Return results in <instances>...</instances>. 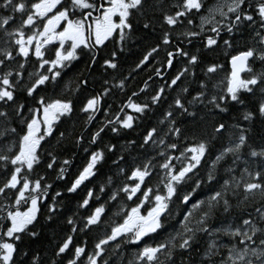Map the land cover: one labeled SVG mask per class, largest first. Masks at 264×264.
I'll use <instances>...</instances> for the list:
<instances>
[{
    "label": "snow or ice",
    "instance_id": "1",
    "mask_svg": "<svg viewBox=\"0 0 264 264\" xmlns=\"http://www.w3.org/2000/svg\"><path fill=\"white\" fill-rule=\"evenodd\" d=\"M0 9L9 11L0 15V40L4 45L0 47V169L6 174L0 183L3 198L0 200V264H16L17 242L23 234L38 235L30 229L37 225L41 205L50 199L49 192L53 188L48 177L34 175L43 162L42 143L53 136L61 118L70 117L75 110L73 99L63 94L45 97L41 92L49 85L58 86L65 70L80 59L79 53L84 50L91 53V71L101 59L100 53L110 43L117 45L102 58L99 67L105 75L109 70L118 71L119 56L137 27L155 31L157 12L162 30L159 42L143 54L136 68L147 66L163 51L164 59L157 61L160 67L154 66L153 71L158 77L165 75L163 69H175L174 73L149 102L133 99L150 87L145 81L144 87L132 92L115 113H111V105H107L106 119L90 141L96 144L106 128L117 134L134 130L140 117L165 99L166 89H178L159 120V125L165 127H151L142 137L140 147H149L156 155L143 159L127 171L120 168L124 182L108 190V201L123 200L135 206L129 208L121 204L116 215H122V222L97 237L89 253L87 240L76 244L74 237L104 226L108 210L105 204L91 207L93 199L100 197L94 189H89L78 204L79 209H86L89 214L78 218L74 213L66 219L70 230L55 255L62 257L70 253L67 264H109L106 253L110 246L114 245L113 250L119 249L125 237L137 245L145 237L152 238V234L164 228L163 221L172 215L175 200H180L190 207L186 208L179 230L159 242L145 243L127 264H176L173 257L177 250H191L199 234L208 237L201 264H264V146L253 147L249 143L250 129L240 123L217 120L210 137L193 134L191 142L185 129L177 126V117L195 119L198 116V111H190V108L211 105L218 113H228L229 104L247 108L242 99L245 94L258 95L256 110L243 111L237 119L242 117L243 121L251 122L257 115L264 118V67L260 70L254 67L257 61L264 65V0H212L211 3L209 0H171L170 3L164 0L160 4L153 0H2ZM244 26L252 28V43L235 49L234 40L223 39L222 34L231 36ZM178 28L183 30L177 31ZM195 40L203 44V49L190 51L182 46L192 45ZM221 40L225 55L229 50L235 51L230 55L227 70L224 64L204 60L203 53L215 51ZM30 57L36 60L35 70L26 74ZM198 69L203 79L198 78ZM223 71L227 75L214 81L213 77ZM127 79L124 77L118 82L106 79L100 92L85 96L79 110L87 114L86 123L96 119L113 89L126 88ZM88 83L81 77L74 88L72 81L67 82L64 91L78 93ZM192 83L196 84L195 95H192ZM21 93L35 100L36 106L27 108V115L25 104L19 100ZM109 113L111 119L107 118ZM59 136L62 139L64 133ZM181 139L186 142L182 148ZM225 139L227 142L211 161L206 179H201L199 170L209 154L211 142ZM83 140L81 135L77 143ZM129 143L136 144L135 141ZM116 147L109 144L106 149L91 152L67 192L75 193L82 185L86 186L104 161L105 151L115 152ZM123 159L121 155L119 160ZM228 160L230 164L218 180L217 170ZM114 163L119 167V161ZM62 164L56 180L65 179L71 161L63 160ZM56 165V155L49 152L47 169L53 170ZM154 177L157 183L152 184ZM205 183H216L218 187L211 188L204 199L193 202ZM106 184H114L112 177L107 178ZM188 186L190 190L184 191ZM105 191V185H101L99 192ZM62 195L56 191L51 203L46 205L49 220L57 213L60 204L57 197ZM234 212L238 215L233 216ZM32 264H39V257H35Z\"/></svg>",
    "mask_w": 264,
    "mask_h": 264
},
{
    "label": "trees",
    "instance_id": "2",
    "mask_svg": "<svg viewBox=\"0 0 264 264\" xmlns=\"http://www.w3.org/2000/svg\"><path fill=\"white\" fill-rule=\"evenodd\" d=\"M0 2H2V0H0ZM153 2L160 4L164 2V0H153ZM170 2L171 0H168V3ZM209 2L211 3L212 0H209ZM6 14H9L8 10L0 9V15ZM155 19L157 21L155 25V31H147L142 27H137L132 40L127 43L124 52H122L119 56L120 67L118 71L109 70L108 74L105 75L102 73V70L99 67V63L102 61V58L106 56L113 47L117 46L113 43H110L108 48H105L100 53L101 59L98 60L97 65L92 68L93 70L91 69V71H89V62L91 56L82 51L80 52V59L74 61L71 68L65 70L63 79L60 81L59 85H49L43 92H41V95H44L45 97H59L61 94H63L64 96L73 99L75 110L70 117H62L53 136L48 137L46 141L42 143L43 162L36 169L34 175H44L48 177V182L53 184V188L49 192L50 199L44 201L41 205V214L38 218L37 225L30 229L31 231L37 232L38 235L33 237L25 233L22 235L21 240L17 242L16 264H32L35 257H39V264H52L53 261H56L57 264H67V260L71 258V254L68 253L62 257H57L55 252L58 248V245L69 233L70 226L66 223V219L70 216H73L74 213L77 214L78 218L86 217L89 214L88 210L78 208V204L86 196L89 189H94L96 195L100 197L99 200L93 199L91 207L94 208L100 204H105L106 208L108 209L106 212L107 220L104 226L94 229L89 233H77L74 237V243L76 244H82L83 241L87 240L89 253H91L94 243L97 241V237H102L111 226L122 222V215H116V213L120 210L121 204H125L129 208L135 206L132 202H126L123 200L119 203L115 201H108V190L109 188L124 182L125 177L119 174L120 168H124L127 171L134 165L139 164L143 159L156 155V152L151 148L140 147L142 143V137L151 127H165L164 125H159V120L163 118V114L168 109V106L172 102V98L176 95L178 89H166L165 99H163L159 105L153 106L151 111L141 116L137 121L134 130H123L117 134L106 128L96 144L92 145L90 141L92 134L98 130L102 122H104L106 119L105 113L108 112L107 105H111V113H115L121 103L127 102V97L131 96L132 92H139V89L144 87L145 81L148 82L150 87L146 90V92L140 93L138 98L134 97L133 99H136L137 102H149L151 96L155 94L156 90L161 86H165V80L168 79V76L174 73L175 69H163L165 75L162 77L155 75L153 67H160V65L157 64V61L164 59L163 51H161L159 56L153 59L147 66L141 69L136 68V65L142 59L143 54L149 50L150 47L155 46V44L159 42L162 32L158 22L160 19L159 12L156 13ZM182 30L183 29H177V31ZM252 34V28L249 26H244L239 32H234L231 36L229 34L223 33L222 37L223 39H233L235 49H243L246 44L252 43ZM3 46V41L0 40V47ZM182 46L187 47V49L190 51H195L197 48L203 49V44L199 40L193 41L192 45L185 44ZM233 54H235V51L229 50L228 55H225V48L222 40L220 47L215 51H205L203 53L205 63L224 64L226 70L229 69L228 61L230 59V55ZM35 65L36 63L33 62V60H30L29 64L26 65V74L27 72L34 71L33 69H35ZM176 67L178 68L179 64H177ZM201 67H203V65H201ZM197 72L198 78L203 79V73L200 72L199 69ZM226 75V71L220 72L218 75L213 77V80L216 81L223 79ZM81 77L88 80L89 83L87 87L82 88L78 93L64 91V85L67 82L72 81V86L74 88L76 82L81 79ZM114 77L116 78L115 80H113ZM124 77L128 78L126 81V88L123 91L113 89V93L105 99V107L97 114L96 119L91 123H86L87 114L79 110L81 107V101L85 98V96L100 92L102 90L103 81L106 79L113 80V82H118L119 79ZM149 77H151V79H149ZM195 90L196 84L192 83V95H195ZM187 98L191 99V96H188ZM258 98V95L253 97L251 95L245 94L242 96V99L245 101L247 108L241 105L229 104L228 113H218L217 111L212 110L211 105H208L207 107L199 106L198 109L190 108V111H198V116L195 119L188 116L177 117V126L185 129L186 134L189 136L188 142H191V137L193 134H195L197 137H210L212 133V125L217 120L226 122L227 124L240 123L242 127L250 129L248 132L250 137L249 143L253 147L259 149L260 146H264V118L257 115L251 122L243 121L242 117L237 119L239 113L243 111H255ZM19 100L26 106V115L27 108L36 106L35 100L31 97H27L23 93L19 95ZM111 113H109L107 118H112ZM201 117L203 119H201ZM61 132L64 133V137L62 139L59 136ZM81 135H83L84 140L81 143H77ZM11 139H15V137H11ZM172 140H174V138H170V141ZM130 141H135V146L130 145ZM226 142V139L213 140L211 142L209 154L205 161L202 162V167L199 170V176L201 179H206L207 172L210 169L211 161L215 159V156L218 154L221 145ZM179 143L182 148L185 146L186 142L181 139ZM109 144H115L117 146L116 151H105V159L100 165L97 166L96 175L92 177L89 182H86V186L82 185L81 188L77 190V192L68 193L67 188L70 187L72 181L78 175L79 171L82 170L83 166L86 165L90 153L102 148L106 149V146ZM86 148L91 151L86 152ZM49 152L55 154L57 157V165L53 170L47 169L46 167ZM176 154L178 155V153ZM121 155L124 157L123 160H119ZM63 160H70L71 164L67 167L65 179L56 180L59 167L63 166ZM159 160L160 158L157 157V161ZM114 161H119V167L116 163H114ZM256 163H258V161H256ZM229 164L230 160L227 162H222L221 167L217 170L218 180L224 175L223 169L228 167ZM5 177V172L0 169V183L4 181ZM108 177H112L114 182L113 185L106 184ZM151 183H157V179L154 177ZM101 185H105L106 188V191L103 194L99 192ZM216 187H218L216 183L211 185L205 183L203 187L197 191V195L193 202H195L197 199H204L210 194V189ZM188 190H190V186L184 189V191ZM56 191L62 192L63 195L61 197H57V200L60 201L59 209L53 218L49 220L47 218L48 213L46 205L51 203V197L54 196ZM2 199L3 198L0 197V200ZM180 203V200H175L172 208L175 205H179ZM185 212L186 210L181 216L178 217L177 220V213L175 210H172V215L163 221L164 228L158 234H152V238H150V240L156 242L157 240H160V235H167L168 231L170 230L168 225L170 222H172V219L177 220L176 226L174 227L179 228L180 224L183 222V215ZM236 215H238V213L234 212L233 216ZM125 238L126 239L120 241L119 249L113 250L114 245L109 247L108 252L106 253V258L109 259V264H127L128 261L126 260L130 258L132 259L134 257L136 247L134 245H126L128 239L127 237ZM207 241L208 237L204 234H201L199 238H197L196 243L193 245L191 250L184 251L178 249L173 258L179 260L180 264H201L202 253L206 247ZM186 252L190 254L185 255ZM198 253H201V256H198ZM184 259L188 260L185 261Z\"/></svg>",
    "mask_w": 264,
    "mask_h": 264
},
{
    "label": "bare ground",
    "instance_id": "3",
    "mask_svg": "<svg viewBox=\"0 0 264 264\" xmlns=\"http://www.w3.org/2000/svg\"><path fill=\"white\" fill-rule=\"evenodd\" d=\"M161 32V31H160ZM32 65V64H31ZM27 68V67H26ZM33 70H35V69H33ZM93 70V69H92ZM98 114V113H97ZM91 125V124H90ZM89 125V126H90ZM88 126V127H89ZM92 145H94V144H92ZM87 149V151L86 152H89V151H91V150H88V148H86ZM211 164V163H210ZM146 207H147V205H146ZM187 207H190V205H188V206H185V205H183L182 203H180L179 205H175L173 208H172V210H175V212L177 213V220H178V217L179 216H181L182 215V213L186 210V208ZM143 210V209H142ZM177 220L176 219H172V222H170L169 223V225H168V227H169V231H168V233H167V235L168 234H172L174 231H177V229H179L178 227L177 228H175L174 226H176V222H177ZM166 231V230H165ZM167 235H160L161 237H160V240H162V239H164ZM201 234H199L198 235V237L197 238H199V236H200ZM124 239H126V238H124ZM159 240V241H160ZM158 240L156 241V242H159ZM156 242H153L152 240H150V238L149 237H145V239L143 240V241H141L140 242V244L139 245H137V244H132V243H130V242H126L127 244L126 245H128V246H130V245H134L135 247H136V251L134 252V255H135V253L140 249V248H142L144 245H145V243H147V244H153V243H156ZM188 254V252H186L185 253V255H187ZM190 254V253H189ZM188 254V255H189ZM198 256H201V253L199 254L198 253ZM131 259V258H130ZM130 259H127L126 261H129ZM174 259V258H173ZM175 260V262H176V264H180L179 263V260H176V259H174ZM185 261H187L188 259H184Z\"/></svg>",
    "mask_w": 264,
    "mask_h": 264
},
{
    "label": "rangeland",
    "instance_id": "4",
    "mask_svg": "<svg viewBox=\"0 0 264 264\" xmlns=\"http://www.w3.org/2000/svg\"><path fill=\"white\" fill-rule=\"evenodd\" d=\"M66 47H67V45H66ZM30 59H33V60L35 61V58H33V57H30ZM254 67L256 68V70H260L261 67H264V65H261L260 62L257 61L256 64L254 65ZM21 210H22V209H21ZM23 210H25V208H24ZM23 210H22V211H23Z\"/></svg>",
    "mask_w": 264,
    "mask_h": 264
},
{
    "label": "flooded vegetation",
    "instance_id": "5",
    "mask_svg": "<svg viewBox=\"0 0 264 264\" xmlns=\"http://www.w3.org/2000/svg\"><path fill=\"white\" fill-rule=\"evenodd\" d=\"M254 35V33L252 34V36ZM49 47H51V46H49ZM84 52L87 54V55H90L91 56V53L88 51V50H84ZM48 55H49V58H51V53H48ZM79 55H80V53H79ZM80 57H81V55H80ZM34 58V57H33ZM30 60H33V59H30ZM22 62V61H21ZM33 62H35L36 63V60L34 61L33 60ZM97 116V115H96ZM24 208H22V210H23ZM189 262H190V260H189Z\"/></svg>",
    "mask_w": 264,
    "mask_h": 264
},
{
    "label": "water",
    "instance_id": "6",
    "mask_svg": "<svg viewBox=\"0 0 264 264\" xmlns=\"http://www.w3.org/2000/svg\"><path fill=\"white\" fill-rule=\"evenodd\" d=\"M229 67H230V65H229Z\"/></svg>",
    "mask_w": 264,
    "mask_h": 264
}]
</instances>
